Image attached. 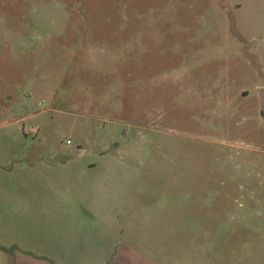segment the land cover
Segmentation results:
<instances>
[{
	"label": "rangeland",
	"instance_id": "374dc122",
	"mask_svg": "<svg viewBox=\"0 0 264 264\" xmlns=\"http://www.w3.org/2000/svg\"><path fill=\"white\" fill-rule=\"evenodd\" d=\"M263 87L264 0H0V264H264Z\"/></svg>",
	"mask_w": 264,
	"mask_h": 264
},
{
	"label": "crops",
	"instance_id": "0c3cea01",
	"mask_svg": "<svg viewBox=\"0 0 264 264\" xmlns=\"http://www.w3.org/2000/svg\"><path fill=\"white\" fill-rule=\"evenodd\" d=\"M101 196L103 199V197L106 196V192H102ZM77 209L79 210V212L82 214H86L87 213V208L84 206H78L77 205ZM77 209H75L76 211H78ZM84 247H91L92 246V242L89 241H84L83 243ZM130 248V247H128ZM125 249V247H124ZM131 249V248H130ZM23 251L21 253H18L15 258L14 261L11 262V264H67L64 256L63 255H53V254H49V253H43V255H39V257L36 258H32V256H34V251L30 250V249H22ZM87 252V251H85ZM135 253V251L133 249H131L130 253H128L127 251H125V254L122 253L121 249H117L115 252H113L111 254V257H107V264H149L146 260H144L143 258H141L142 260H136L131 256V253ZM87 255V254H85ZM90 255V254H88ZM98 256L100 257L99 259H97V264H101L105 262V249H103L100 252V254H98ZM90 262V260H89Z\"/></svg>",
	"mask_w": 264,
	"mask_h": 264
},
{
	"label": "water",
	"instance_id": "95a60500",
	"mask_svg": "<svg viewBox=\"0 0 264 264\" xmlns=\"http://www.w3.org/2000/svg\"><path fill=\"white\" fill-rule=\"evenodd\" d=\"M258 98L260 103L261 114H264V87L259 89Z\"/></svg>",
	"mask_w": 264,
	"mask_h": 264
},
{
	"label": "built area",
	"instance_id": "2783aa9c",
	"mask_svg": "<svg viewBox=\"0 0 264 264\" xmlns=\"http://www.w3.org/2000/svg\"><path fill=\"white\" fill-rule=\"evenodd\" d=\"M66 143H69V140H67Z\"/></svg>",
	"mask_w": 264,
	"mask_h": 264
}]
</instances>
